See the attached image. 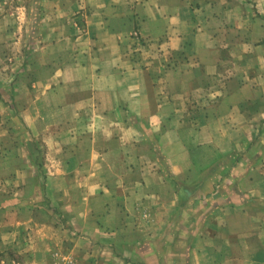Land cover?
Listing matches in <instances>:
<instances>
[{
	"label": "crops",
	"instance_id": "0c3cea01",
	"mask_svg": "<svg viewBox=\"0 0 264 264\" xmlns=\"http://www.w3.org/2000/svg\"><path fill=\"white\" fill-rule=\"evenodd\" d=\"M41 8L0 122L11 229L42 264H264V0Z\"/></svg>",
	"mask_w": 264,
	"mask_h": 264
},
{
	"label": "rangeland",
	"instance_id": "374dc122",
	"mask_svg": "<svg viewBox=\"0 0 264 264\" xmlns=\"http://www.w3.org/2000/svg\"><path fill=\"white\" fill-rule=\"evenodd\" d=\"M41 7L42 0H0V19H6L0 22V81L4 84L0 87V95L3 97V101H0L2 126L6 124L7 127L11 123V91L10 85L6 84H10L11 74L17 75L26 69L23 48L27 41L26 34L37 28L34 18L41 13ZM2 186L3 183H0V200L10 193L9 184L4 183ZM16 217L14 215L13 220ZM12 223L9 211H0V264H42L32 253L37 247L31 248L32 242L26 245L29 230L11 229Z\"/></svg>",
	"mask_w": 264,
	"mask_h": 264
}]
</instances>
